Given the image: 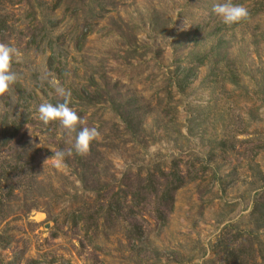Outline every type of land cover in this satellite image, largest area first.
Returning <instances> with one entry per match:
<instances>
[{
	"label": "rangeland",
	"instance_id": "rangeland-1",
	"mask_svg": "<svg viewBox=\"0 0 264 264\" xmlns=\"http://www.w3.org/2000/svg\"><path fill=\"white\" fill-rule=\"evenodd\" d=\"M56 1L0 0L24 91L0 96V264H264L252 214L264 197V0H237L250 13L237 27L213 14L218 0ZM219 39L225 51L180 86L196 42ZM56 86L100 133L85 155L75 133L39 119L41 103L63 102ZM120 104L138 113L134 135ZM14 123L25 127L5 145ZM174 164L184 184L161 224L142 186Z\"/></svg>",
	"mask_w": 264,
	"mask_h": 264
},
{
	"label": "trees",
	"instance_id": "trees-1",
	"mask_svg": "<svg viewBox=\"0 0 264 264\" xmlns=\"http://www.w3.org/2000/svg\"><path fill=\"white\" fill-rule=\"evenodd\" d=\"M62 3V0H57L53 6L52 9H57L60 7ZM100 10L103 11V8L100 7ZM247 21V20H246ZM245 21V22H246ZM243 22V23H245ZM242 24V23H241ZM241 24L238 25H233V27H237ZM45 29L41 30V32H44ZM91 32V28L87 29L85 32L81 33L78 36V42H83L86 40L87 36ZM9 33V27L6 23V18L4 16H0V41L2 43H5V39L7 38V34ZM46 39V37L44 36ZM202 41V40H201ZM211 43H206L200 44L199 41L196 42L195 46L196 49H194L189 56L187 57L186 61V67L184 68V71L186 70V81L179 83L183 87H186V83H188V78L191 75H195V70L205 66L208 64L210 61H212L214 58H217V56L220 54V52L225 51L223 50V43L222 40L219 39L216 43L212 44ZM78 49H81L80 44H77ZM48 46L51 52V55L49 57V67L50 69H53V64L55 61V52L53 48V44L51 42H48ZM180 85V86H181ZM186 85V86H185ZM17 87V90L21 92V95H23L24 91L20 87L19 84H15ZM19 92V93H20ZM57 102H53L55 104ZM72 105V104H71ZM70 105V107H72ZM74 105V104H73ZM79 106L80 113L87 111L85 105L82 104H75ZM99 105V104H97ZM114 111V110H113ZM115 113L119 116V119L121 123L124 125V129L126 132H128L131 135H134L137 133L139 130V127L141 125L140 121L137 119L138 113L136 110L132 108V104H120L117 107L115 106ZM83 114V113H82ZM140 124V125H139ZM14 129L11 132V136L9 138L4 139V144L8 145L12 139H14L18 134L23 130L25 127L24 125H16L14 123ZM14 137V138H13ZM14 177H16V182L14 183L15 185H20L22 180L25 178L23 177L25 175V172L23 170L22 166H19V162H16L14 164V172H13ZM7 172H5L4 169L1 170L0 173V179H7ZM12 185L10 187L8 193L11 194L13 190L16 188L15 185ZM184 184V179L182 175L180 174V171L178 170V166L176 164L173 165V168L169 170V172L165 171H160L159 176H156L155 174H148L144 178V183L142 186V190L145 192V196L147 199L153 198L155 201V208H154V214L155 217L157 218L158 222L163 224L166 221V215L169 213L171 208H165V206H170L174 202V194L175 192L180 189ZM14 187V188H13ZM133 197H139L138 194L134 195ZM120 204H118L119 206ZM108 215H112L113 210L117 211L116 213L120 215L122 212V207L118 208H113L112 203L108 205ZM132 216L130 219H134L135 214L131 213ZM252 214H257L258 215V223H259V229L264 228V197H262V194L259 195V200L255 204V209L252 211ZM131 228L136 229V226L131 225ZM130 236V235H129ZM131 238V237H130ZM132 239V238H131ZM27 264H40V262H37L35 260L29 261Z\"/></svg>",
	"mask_w": 264,
	"mask_h": 264
},
{
	"label": "clouds",
	"instance_id": "clouds-1",
	"mask_svg": "<svg viewBox=\"0 0 264 264\" xmlns=\"http://www.w3.org/2000/svg\"><path fill=\"white\" fill-rule=\"evenodd\" d=\"M212 11L227 26L241 24L250 16L248 9L237 0H218L213 4ZM20 59L21 54L16 47L0 43V96L10 93L12 86L18 81V74L12 70V65L18 63ZM55 93L63 98V102L41 103L37 109L40 121L44 125L57 123L66 133H75L74 148L76 153L87 154L91 143L100 135L98 129L84 126L83 119L70 107V90L56 86ZM67 154L70 155L71 150ZM65 155L64 151L54 153L58 162L62 161Z\"/></svg>",
	"mask_w": 264,
	"mask_h": 264
}]
</instances>
